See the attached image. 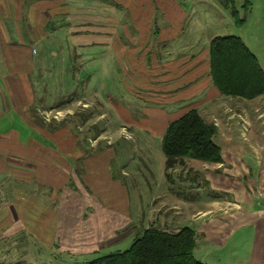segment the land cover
Instances as JSON below:
<instances>
[{"label": "crops", "instance_id": "0c3cea01", "mask_svg": "<svg viewBox=\"0 0 264 264\" xmlns=\"http://www.w3.org/2000/svg\"><path fill=\"white\" fill-rule=\"evenodd\" d=\"M89 1L0 0V153L9 152L10 144L4 137L18 144L21 158L14 165L21 166L17 169L22 174L15 177L24 184L19 191L25 192L20 196L23 204L18 207L21 221L33 216L32 234L37 238L42 236L40 243L47 248L58 244L59 236L66 238L75 232H88V237L93 235V238H88L92 243L88 242L89 247L85 249L99 250L116 245L130 232L128 227L132 226V220L129 219L126 227L121 218L123 188L119 184L113 186L108 179L111 177L108 168L110 156L107 154L110 148L105 146L90 152L94 147L77 145L70 132L72 137L67 133V140L59 142L56 131L49 132L32 121L45 120L40 113L43 107H47V102L55 105L51 101L55 98L57 86L53 87L54 90L49 88L53 92L47 102L44 101L49 85L42 80L41 74L58 72L59 69H50L46 57L63 56L64 62H59L64 64L62 72L67 83H71L68 87L72 92V86L82 89L83 82L87 83L89 79L88 72L84 71L86 66L79 73L81 78L72 75L78 74L74 66L77 58L85 55L81 54L84 50L88 51L94 45L104 51L107 48L109 53L113 49L118 60H122V56L130 57V53L136 51L144 65V71L139 72L145 77L144 111L148 114L147 125L142 130L144 140L140 141L144 144L140 145L147 148L155 136L160 137L155 130L161 124L164 133L167 119L175 121L195 110L204 122L216 128L212 139L220 148L222 159L219 164H201L199 174L204 175L203 185L200 184L201 176L197 175L171 179L176 183L184 180L187 185L201 186L213 192V198L203 208L193 204L196 199L180 202L170 199L167 189H160L159 198L152 196L143 211L148 215H152V211L158 218H166L169 214L177 219L186 216L187 222H191L188 228L195 237L192 255L201 264H264V203L260 201L264 198L255 200L253 197L254 184L260 190V186H264V165L255 167L260 174L255 183L244 158H234L233 153L243 151V148L234 145L233 132H228L232 127V116L244 110L232 106H243L242 100H250L220 95L210 82V42H206V48L196 50L199 33H184V24L190 19L184 0H144L148 3L144 17L145 32L151 43L141 45L142 41L138 42L137 49H133L136 48L134 44L140 40L131 39L129 45L122 43L117 33L121 17L116 16L113 4L104 3L110 0H92L94 6ZM97 8L103 10L102 17L91 15ZM70 25L74 31L68 29ZM73 33L81 36V43L68 41L74 39ZM91 34L98 36L96 42L91 40ZM133 57L126 59V64L134 66ZM255 58L259 63L258 57ZM129 77L130 84L136 88L140 86L138 78ZM44 79H47L46 75ZM132 85L128 86L129 90L134 89ZM84 88L81 94L88 98V88ZM261 98L264 94L251 101ZM70 99H65L66 103ZM115 105L121 107L119 124L129 126L131 118L127 109L119 101ZM62 111L68 112V108ZM153 121L157 125L151 124ZM227 125L228 129L225 128ZM28 126L35 132H21ZM133 135L136 134L133 132ZM25 168L32 174L26 176ZM121 174L124 176L125 172ZM73 183L78 186L74 192L67 187ZM261 196H264V191H261ZM9 207L8 204L4 207L7 216L11 211ZM124 215L128 216L125 209ZM144 216L142 212L140 217ZM77 218L83 219L79 226L84 225V230L74 228ZM147 222L141 234L150 228V220ZM198 237L201 242L199 250L196 246Z\"/></svg>", "mask_w": 264, "mask_h": 264}, {"label": "rangeland", "instance_id": "374dc122", "mask_svg": "<svg viewBox=\"0 0 264 264\" xmlns=\"http://www.w3.org/2000/svg\"><path fill=\"white\" fill-rule=\"evenodd\" d=\"M184 2L190 19L185 22L183 30H185L184 33H199L196 50L206 48V42L211 41L214 37H238L245 42L251 53L258 57L260 67L264 68V0H233L239 19L244 21L240 27H236L232 17L228 15L229 13L215 3L214 0H184ZM245 2L248 4L246 10L242 8ZM89 3L94 6L92 0ZM104 3L113 4L116 8V16L121 17L120 30L117 33H119L120 39L123 40L122 43L129 45L132 43L130 42L131 39L140 40L136 41L137 43L134 44L136 48L133 49H137L138 42L142 41L141 45L151 43L146 34L147 32H145L146 20L144 17H146L148 6L146 1L110 0ZM103 13V10L97 8L95 13L91 15L102 17ZM94 19H96V16ZM55 20L59 21L60 19ZM68 29L74 31L72 25ZM80 29L77 28V30ZM74 34V39L68 41L74 44L81 43V36ZM97 37V35L91 34L92 41L96 42ZM111 52L109 53L107 48L104 51L103 48L94 45L90 50H84L81 53L85 55L78 57L74 66L78 74L73 73L72 75L81 78L82 74L79 73L82 71V67L86 66L84 71L88 72L89 79L87 83L83 82L82 89L79 87L77 89L76 85L72 86V92L68 87L71 83H67L64 79V73L62 72L64 64L59 62L64 60L63 56L60 54L58 57H46L48 67L50 69L57 67L59 70L58 72L41 74L42 80L49 85L46 88L44 101L47 102L49 99L50 93L54 90L53 87L57 86V92L55 98H52L51 101L55 105L47 102V107H43L40 115L48 121L41 119L43 126L48 125L50 129L54 128V130H57L60 126H65L62 130L56 131L58 135V139H56L59 142L67 140L68 135L72 133L74 137L71 134L70 137L75 140L77 145L94 147L90 148V152L101 150L105 146L110 148V152H107V154L110 156L108 168L111 177L108 179L113 186L119 184L123 188V199L120 203L123 206V217L121 218L123 219V225L124 223L127 224L126 227H128L129 219L132 220V226L128 227L130 232L116 245L99 250L85 249L89 247L88 244L92 243L88 238H93V235L88 237V232H75L76 234H71L66 238L59 236L58 244L55 243L52 248L41 245L42 236L39 237L37 234V238L32 234L34 232L33 216L31 215L29 220L25 221H21L22 219L19 217L21 212L18 207L21 203L23 204L20 201V196H24L25 192L19 191L24 184L21 179L15 177L16 174L18 176L19 173L22 174L21 171L18 172L21 166L17 167L14 164H17L18 158L21 157H19L18 144L10 138L4 137L8 140L10 146L8 153H0V264H87L94 259L128 250L132 245L131 243L141 237V229L146 227L148 220H150V226L168 233H176L183 227L188 228L191 222H187L186 216L177 219V217L172 216L173 214H169L166 218H158L153 215L152 211H150L152 215H148L145 210L143 211V207L150 204L152 196L159 198V192L162 189L168 190L167 193L170 199L179 200L180 202L196 199L193 204L200 208H203L205 203L213 198L214 193L208 189H203L201 186L187 185L184 180L180 181L181 183L172 181L176 178H193L197 175L201 176L200 184L203 185L204 175L199 174V167L203 163L193 159H185L182 161L183 165H176L174 168L166 170L165 156L160 149L161 136L164 134L161 124L155 130V133L161 136H155L153 142L148 143L147 148L140 145L144 144L140 141L144 140L142 130L146 127L147 121L145 122V120L148 118V114L144 111L145 90L143 84L145 83V77L143 73L139 72L144 71V65H142L140 55L136 51L130 53V57L134 55V66L125 62L130 57L122 56V60H118L113 49ZM129 67L131 69L134 67V70L132 71ZM45 75L47 79H44ZM129 76L138 78L141 87L137 86L136 88L130 84ZM78 82L82 83L81 80H78ZM53 83H55L54 86ZM131 85L134 86V89L129 90L128 86ZM50 87L53 88L52 91ZM84 87L88 88V98L81 94L82 90L85 89ZM65 99H70V102L66 103ZM118 101L127 109L126 111L130 115L131 120L127 124L129 126L119 124L121 123V117L118 112L121 107L115 105V102ZM242 102L243 106H232L234 108L241 107L244 110H240L239 114L232 116V127L228 132H233L234 145L243 148V151L233 153L234 158H244L245 164L251 168L249 173L256 183L260 174L257 173L259 170L255 167L264 165V98L251 101V103L245 100H242ZM65 108H68V112L62 111ZM172 121L167 119L165 123L169 125ZM156 123L153 121L151 124L157 125ZM220 124H222L221 121ZM229 126L227 125L225 128L228 129ZM67 128L73 131L71 132ZM21 132L35 131L28 126ZM133 132L136 135H133ZM20 139L23 140L24 137L21 136ZM42 143L45 144V142ZM25 169L24 174L26 176L32 174V171L27 172L28 168ZM120 171L125 172L124 176ZM67 187L73 192L78 190L75 183ZM253 188L255 200L264 198V196H261L264 186H260V190L254 184ZM194 195H196L195 198ZM260 201L264 203V200ZM7 204L11 210L9 216H7L4 209ZM11 207H13V210ZM124 209L128 216L124 215ZM142 212L145 213L144 217H140ZM161 220L174 221V223L163 224ZM82 221L83 219L80 218L75 219L74 228L78 227L84 230V225L79 226ZM75 223L77 224L75 225ZM199 240L198 237L196 240L197 250L201 246ZM195 257L198 258L199 255L195 254Z\"/></svg>", "mask_w": 264, "mask_h": 264}, {"label": "trees", "instance_id": "16d2710c", "mask_svg": "<svg viewBox=\"0 0 264 264\" xmlns=\"http://www.w3.org/2000/svg\"><path fill=\"white\" fill-rule=\"evenodd\" d=\"M214 2L229 13L236 27L243 25L244 21L239 19L233 0ZM247 5L243 3L242 8L246 10ZM209 42L210 82L220 95L251 101L264 94V71L240 38L218 36ZM32 123L52 130L50 132L65 128L50 129L48 125L41 124V119H33ZM215 132L214 125L204 122L195 110L172 121L161 136L160 143L166 170L183 165L185 159L207 164L222 163L221 150L212 139ZM194 240V232L187 227L176 233H168L150 226L131 243L128 250L94 259L87 264H201L192 255Z\"/></svg>", "mask_w": 264, "mask_h": 264}]
</instances>
